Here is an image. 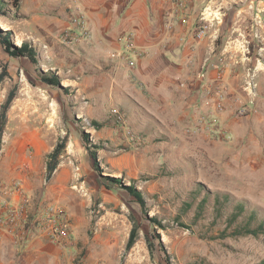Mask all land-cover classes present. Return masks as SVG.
Instances as JSON below:
<instances>
[{
  "label": "rangeland",
  "instance_id": "rangeland-1",
  "mask_svg": "<svg viewBox=\"0 0 264 264\" xmlns=\"http://www.w3.org/2000/svg\"><path fill=\"white\" fill-rule=\"evenodd\" d=\"M0 1V74L5 66L8 72L0 107L17 88L0 140V209L19 212L15 224L0 228L10 238L0 246V264L264 261V233L235 234L251 212L264 221V100L255 104L264 94L252 74L227 119L220 116L230 97L221 64L209 92L210 113L197 123L159 121L127 99L125 86L97 73L90 82L94 66L78 57L75 45L91 43L93 34L77 0H66L67 27L46 25L54 15L46 12V0H21L18 7L14 0ZM251 1L229 0L222 7L236 14L235 35L245 40V53L262 57L254 49L261 43L251 30ZM7 32L15 48L24 40L31 45L36 63L6 51ZM125 35L117 41L130 51L135 40L128 48ZM199 75L205 78L206 71ZM53 78L59 85L45 81ZM66 135L67 149L48 181V154ZM239 204L244 211L231 223ZM135 226L136 240L127 250Z\"/></svg>",
  "mask_w": 264,
  "mask_h": 264
},
{
  "label": "crops",
  "instance_id": "crops-1",
  "mask_svg": "<svg viewBox=\"0 0 264 264\" xmlns=\"http://www.w3.org/2000/svg\"><path fill=\"white\" fill-rule=\"evenodd\" d=\"M77 1L93 34L91 43L75 45L78 57L94 66L90 82L103 74L109 83L125 86L127 99L135 101L144 114L158 117L159 121L170 117L174 122L197 123L201 114L211 112L209 92L215 87L221 64L227 71L230 94L221 118L227 119L235 112L240 86L246 89L249 75H253L259 92L264 94V0H252L249 6L251 30L256 31L254 35L261 43H256L254 49L262 57L245 53V40L235 35L240 31L236 14L228 15L222 7L229 0H183V6L179 5L182 0ZM212 3L217 4L214 10ZM67 6L66 0H46V12L54 13L46 25L54 22L67 27L63 19ZM201 26L207 27L206 34L197 39L195 32ZM121 33L134 37L132 50L126 51L118 43ZM240 34L244 35L243 31ZM140 51H144V56L139 55ZM113 52L118 58L111 57ZM200 70L206 71L205 78L200 77ZM263 100L256 97V106ZM0 177L3 181L1 172ZM2 198L0 195V202ZM9 241V235L0 232V246Z\"/></svg>",
  "mask_w": 264,
  "mask_h": 264
},
{
  "label": "trees",
  "instance_id": "trees-1",
  "mask_svg": "<svg viewBox=\"0 0 264 264\" xmlns=\"http://www.w3.org/2000/svg\"><path fill=\"white\" fill-rule=\"evenodd\" d=\"M21 0H14V6L18 7L19 3ZM3 2L0 1V13L3 12ZM11 32L4 33V37L2 38V43L5 45L6 51L14 57H28L31 59L34 63H36V56L31 48V45L24 40L22 42V45L20 48H15L12 41H11ZM219 41H217V44ZM8 76L7 72V67H4L3 72L0 74V83L4 81V79ZM45 81L49 83H53L55 85H59V82L57 79H46ZM16 93H17V88H13L9 94L5 102L1 105L0 107V140L3 139L5 128L8 122V112L13 104L14 99L16 98ZM68 136L66 135L62 139L58 141L54 149L48 154V160L46 164V179L50 181L56 172V170L59 167L60 160L62 155L65 153L67 149V144H68ZM94 155V153H93ZM95 157V155H94ZM131 193L137 197V199L143 204L144 200L142 198V195L137 192L136 189L133 187L129 188ZM220 197H217L216 199V211L221 212L220 206ZM204 204V201L201 205ZM244 211V207L242 205H238L236 207V210L231 214L230 222L235 223L238 220L239 215ZM201 212V210L199 211ZM138 230L137 227L135 226L131 237L127 243V250H129L135 243L136 236H137ZM264 233V221H258L257 222V216L256 212H251L249 215L244 218V220L241 223H238L235 229V234L236 235H241V234H250L254 236H258L260 234ZM258 264H264V261Z\"/></svg>",
  "mask_w": 264,
  "mask_h": 264
},
{
  "label": "built area",
  "instance_id": "built-area-1",
  "mask_svg": "<svg viewBox=\"0 0 264 264\" xmlns=\"http://www.w3.org/2000/svg\"><path fill=\"white\" fill-rule=\"evenodd\" d=\"M184 1L182 0L180 2V6H183ZM206 26H202L198 29L196 36L201 39L205 36L206 34ZM122 41H124L125 45L128 48H131L132 46V41H133V36L130 34L125 35L122 37ZM221 107V106H219ZM19 216V212L15 209H10V208H4V210L0 209V228L8 226L10 227L12 224H15Z\"/></svg>",
  "mask_w": 264,
  "mask_h": 264
}]
</instances>
